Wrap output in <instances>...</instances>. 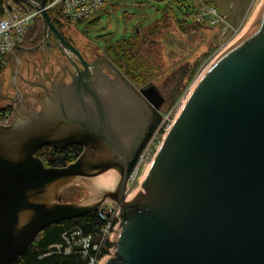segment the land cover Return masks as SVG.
Listing matches in <instances>:
<instances>
[{
	"label": "water",
	"instance_id": "obj_1",
	"mask_svg": "<svg viewBox=\"0 0 264 264\" xmlns=\"http://www.w3.org/2000/svg\"><path fill=\"white\" fill-rule=\"evenodd\" d=\"M45 1H38L43 29L77 60L39 111L0 125V264L26 252L45 227L105 201L121 220L101 264H264V0L192 82L131 197L128 179L165 98L152 82L137 88L104 54L85 62ZM45 144L82 151L46 167L34 156ZM108 172L94 196L63 198L76 182Z\"/></svg>",
	"mask_w": 264,
	"mask_h": 264
},
{
	"label": "rangeland",
	"instance_id": "obj_2",
	"mask_svg": "<svg viewBox=\"0 0 264 264\" xmlns=\"http://www.w3.org/2000/svg\"><path fill=\"white\" fill-rule=\"evenodd\" d=\"M261 1H256L257 6ZM249 4L250 0H110L104 9L91 13L74 27L58 26V28L61 33L71 35L76 43L96 47L99 52H102L106 45L113 44L122 38H128L134 42L137 58L144 65L143 74L146 80L139 87L148 82L159 87L165 98L161 111L162 115H165L169 110L167 109L169 98L163 85L174 70L186 62L192 63L197 57L208 52L194 79L182 93L181 97H183L205 65L244 31L257 8L254 6L249 9ZM113 5L117 8L114 9ZM202 6L215 7L224 21L216 24L200 21L202 24L196 25L184 22L179 24L172 18L175 14L181 20L185 17L189 18L188 22H190V19H195L193 15L190 13L183 15V12L196 11ZM165 7L171 10L168 13L163 12ZM91 19H97V21L92 24ZM226 24L235 30L238 29L237 32L229 28L225 30ZM32 26L37 27V20L32 22ZM30 43L26 41L21 46L26 48ZM49 51L51 50L48 49L47 52ZM14 57L20 58L19 49L14 50ZM12 61L14 63V59ZM8 71L6 68L3 76L6 81H9ZM20 83L18 80V84ZM163 134L164 130L160 128L153 135L150 145L154 151ZM105 176L90 179L87 182H76L73 187L77 190L71 200L94 196L99 186L98 182H101ZM136 186L129 188L128 197L133 196L137 191Z\"/></svg>",
	"mask_w": 264,
	"mask_h": 264
},
{
	"label": "built area",
	"instance_id": "obj_3",
	"mask_svg": "<svg viewBox=\"0 0 264 264\" xmlns=\"http://www.w3.org/2000/svg\"><path fill=\"white\" fill-rule=\"evenodd\" d=\"M256 1L257 0H250L248 8L252 9L254 6L258 7ZM109 2L110 0H46L43 9L47 12L52 11L54 13L56 20L51 17L50 19L53 20L57 28L58 26L74 27L76 24L81 23L86 17L90 16L91 13L104 9L105 5ZM2 11L3 14L0 16V74L8 66L10 59L14 58L15 46L22 44L29 28L30 32L32 22L38 20L42 23L43 27L41 10L36 0H30L29 2L22 0H7L2 6ZM192 15L199 22L203 21L216 24L224 21L216 8L212 6H202L194 11ZM228 28L235 33L238 30L226 24L225 30ZM45 34L47 36L48 32L45 31ZM183 97L163 115L157 131L162 128L165 133ZM152 138L139 156L128 179V190L135 185H137L135 188H138L142 173L150 165L155 153L150 145ZM95 211L97 212L98 218L103 222L98 233H96V237L92 235H82L79 229L71 232L69 236L64 232L61 235L62 242L49 246L51 251L47 254L51 252L62 254L79 252L81 256L87 260V264H101L107 256H112L111 248L114 247L113 234L118 222L121 220L118 217V211L115 210V207H113L109 201L102 203Z\"/></svg>",
	"mask_w": 264,
	"mask_h": 264
},
{
	"label": "trees",
	"instance_id": "obj_4",
	"mask_svg": "<svg viewBox=\"0 0 264 264\" xmlns=\"http://www.w3.org/2000/svg\"><path fill=\"white\" fill-rule=\"evenodd\" d=\"M6 1L7 0H0V16L3 14L2 6ZM113 6L114 9L117 8L116 5ZM165 8L163 12L168 13L171 10L169 7ZM193 12L194 11L183 12V15L192 14ZM48 14L52 19L56 20L52 11H48ZM172 18L179 24L183 22L186 24H202L195 19H190V22H188L189 18L186 17L184 20L178 19L175 14H173ZM96 21L97 19L92 20L90 23L94 24ZM39 30H42V23L37 20V27L35 28L32 26L31 31L38 33ZM40 35L41 32L39 31L38 36ZM136 51V44L128 38H122L113 44L106 45L103 50L108 59L133 83V85L139 87L144 84L146 80L143 74L144 65L138 60ZM207 53L208 52L203 53L192 63L186 62L183 66L174 70L167 82H165L163 89L166 91L169 98V107L167 109H170V107L176 103L194 79ZM5 112L9 111L2 109L0 114ZM37 151L38 153L36 155L40 156L45 166L62 167L72 162L78 156L79 148L74 145L65 148H56L46 144L39 147ZM102 225L103 222L98 218L96 211L51 224L38 232L28 250L10 264H87V260L84 259L79 252L72 254L51 252L47 254L51 251L49 246L61 243V235L67 228L72 226H79V230H82L81 232H83L84 235L96 237V233H98Z\"/></svg>",
	"mask_w": 264,
	"mask_h": 264
},
{
	"label": "flooded vegetation",
	"instance_id": "obj_5",
	"mask_svg": "<svg viewBox=\"0 0 264 264\" xmlns=\"http://www.w3.org/2000/svg\"><path fill=\"white\" fill-rule=\"evenodd\" d=\"M39 31L41 32L40 36H38ZM39 31L37 33L30 30L28 36L22 42L23 44L26 41H30V45L26 48L22 46L19 48V59L17 57L10 59L6 67L9 70V81H6L3 77L6 68L0 74V111L2 109L9 111L0 114V125H9L15 115L19 114L22 117L25 110L39 111L41 109V101L49 93L52 84L70 81V72L74 70L70 64V59L76 61L77 57L60 43L56 44L50 34L46 36L43 27ZM62 35L88 64L98 54H104L103 51L99 52L96 47L76 43L71 35L63 33ZM48 49L51 51L47 52ZM13 59L15 64L12 61ZM76 64L79 68L81 67L79 62H76ZM104 72L109 73L108 69H104ZM110 76L113 77L112 75ZM18 80L21 82L20 84H18ZM72 145L79 148V155L82 151V146L78 144L67 146ZM67 146L56 148H65ZM37 150L38 148L35 150L34 156L40 159V156L36 155L38 153ZM75 192L76 189L71 186L63 191L62 196L65 200L71 201ZM77 229H80L79 226H72L64 232L69 236L71 232ZM81 233L84 235L83 232Z\"/></svg>",
	"mask_w": 264,
	"mask_h": 264
},
{
	"label": "bare ground",
	"instance_id": "obj_6",
	"mask_svg": "<svg viewBox=\"0 0 264 264\" xmlns=\"http://www.w3.org/2000/svg\"><path fill=\"white\" fill-rule=\"evenodd\" d=\"M148 168V167H147ZM147 168H146V170H147ZM146 170L142 173V177H141V179H140V181L142 180V178H143V176L145 175V173H146ZM104 175H106L104 178H103V180H101V183H104V182H110V180H111V178H112V175H111V172H108V173H105ZM103 175H101L100 177H102ZM105 180V181H104ZM136 193V192H135ZM134 193V194H135ZM133 194V195H134Z\"/></svg>",
	"mask_w": 264,
	"mask_h": 264
}]
</instances>
